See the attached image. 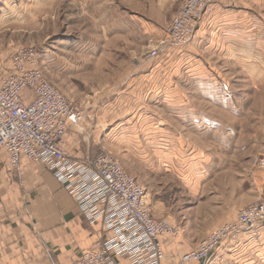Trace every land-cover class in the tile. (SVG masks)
<instances>
[{
    "label": "crops",
    "instance_id": "obj_1",
    "mask_svg": "<svg viewBox=\"0 0 264 264\" xmlns=\"http://www.w3.org/2000/svg\"><path fill=\"white\" fill-rule=\"evenodd\" d=\"M2 1L0 32L10 25L22 26V22L32 15L30 4L39 3L44 7L47 2L56 0ZM81 1L89 4L87 16L102 19L98 23L106 40L134 29L143 30L146 39L165 37L163 25H158L154 17L148 18L146 12L129 14L114 0ZM146 2L154 15L158 17L159 11L166 18L173 15L182 0ZM97 3L103 4L98 6ZM76 43L71 38L59 41L56 46L59 56L53 63L55 71L59 69L61 72L58 66H66L64 59L67 57L63 52L74 49ZM21 48L29 46L14 45L8 51L0 42V75L11 71L10 59ZM199 52L217 62L234 66L229 69L230 73L244 77L247 91L262 89L259 109L262 118L255 127L250 123L246 126V137L239 134L235 125L216 120L207 122L204 110L187 107L186 95L180 91L186 87L202 102L211 95H206L207 85L214 88L216 95L222 96L223 91H228L225 96L231 98L236 95L212 60ZM166 53H171V57L166 59V70L169 68V71L165 78V92H161L165 93L167 114H176V121L171 118L159 120L155 116V160L168 168L170 165L185 168L187 174L184 172L185 176L181 175V178L197 184L194 194L199 195V199L201 192L211 184L217 190L218 186L227 187H220V192L213 197L205 195L203 204L199 205L198 213H204L201 217L203 223L209 225L214 220L211 225L217 226L242 206L264 198V169H254L249 162V156L256 154L264 158V0H218L212 12L198 20L188 43L172 45ZM160 65L156 63L148 76L143 77L154 78L156 88L159 76L155 74L159 73ZM179 97L183 99L181 105L174 100ZM32 98L29 90L21 94L24 104ZM97 124V129L82 122L69 129L61 147L72 160L103 153L99 152L101 143L95 138L101 128L100 123ZM174 124L187 131L193 130L197 134L198 146H205L208 141L222 147L219 156L211 158L205 149L194 148L193 140L175 134L177 126ZM221 192L225 194L221 195ZM106 236L99 222L85 221L69 193L44 165L21 159L16 171L10 166L8 153L0 148V264H74L82 253L94 250L95 243ZM162 245L169 263H175L181 255L189 252L179 246L177 239H162ZM116 260V264H129L125 260ZM207 263L264 264V222L257 228L227 236L212 251Z\"/></svg>",
    "mask_w": 264,
    "mask_h": 264
},
{
    "label": "rangeland",
    "instance_id": "obj_2",
    "mask_svg": "<svg viewBox=\"0 0 264 264\" xmlns=\"http://www.w3.org/2000/svg\"><path fill=\"white\" fill-rule=\"evenodd\" d=\"M114 1L129 14L146 12L148 18L154 17L158 25H163L164 39L156 40L153 36L146 39L143 30L134 29L126 31L125 35H116L106 40L98 23L102 19L87 16L89 4L81 0H56L47 2L44 7L42 4L39 6V3L30 4L32 15L22 22V26L10 25L3 28L0 32V42L5 44L8 51L10 46L14 45L32 47L36 53L39 71L59 94L82 111V123L96 129L99 127L97 123H100L101 128L97 130L100 133L95 137L101 143L99 152L109 154L118 162L123 172L144 189L152 219L167 222L179 229L176 237L165 236L160 239L163 254L162 239H177L180 247L194 251L221 226L231 224L236 217L239 218L244 210L264 203V198L242 206L217 226L211 225L214 220L206 225L201 218L204 213H198L200 203L203 204L205 195L213 197L220 192V187H227L218 186L217 190L215 185L211 184L201 192L200 200L199 195L194 194L197 184L191 179L181 178V175L185 176L184 172L187 174L185 168L171 165L168 168L164 163L155 160V116L159 117V120L171 118L176 121V114H167L165 93L161 91L165 92V78L169 71V68L166 70V59L171 57V53L166 52L172 46L171 35L166 31L184 0L178 4L173 15H167L166 18L159 11L158 17L154 15L146 0ZM2 2L0 0V5ZM102 4L99 3L98 6ZM65 38L74 39L77 43L73 46L74 49L63 52L67 57L64 59L66 63L63 60L66 66H58L61 72L59 69L55 71L54 58L59 56L56 46ZM44 53H48L47 56H44ZM200 55L212 60L236 95L235 98L225 96L228 91H223L222 96L216 95L214 88L207 85L206 95H211L202 102L186 87L180 91L186 95L187 107L204 110L207 122L216 120L235 125L243 136L249 123L255 127L256 122L261 121L262 114L259 109L262 89L247 91L244 77L230 73L229 69H234V66L217 62L205 54ZM155 58L162 59L156 61ZM156 63L161 64L159 73L155 74L159 76L158 88L153 84L154 78H143L155 68ZM156 89L159 91L156 92ZM174 100L181 105L183 99L179 97ZM222 108L225 111L221 110ZM174 132L193 140V147L205 149L211 158L219 156L220 150L223 149L208 141H205V146H198L197 134L193 130L187 131L184 127L177 126ZM157 146L161 147L158 144ZM249 162L254 169H264L262 156H249ZM222 194L225 193L221 192Z\"/></svg>",
    "mask_w": 264,
    "mask_h": 264
},
{
    "label": "built area",
    "instance_id": "obj_3",
    "mask_svg": "<svg viewBox=\"0 0 264 264\" xmlns=\"http://www.w3.org/2000/svg\"><path fill=\"white\" fill-rule=\"evenodd\" d=\"M217 1L184 0L166 31L171 45L187 43L202 14L212 12ZM10 68L0 75V148L8 153L11 168L17 171L21 159L44 165L69 193L85 221L99 222L107 234L74 264H116V259L129 264H205L227 236L264 222V203L252 206L212 233L197 250L168 263L160 239L176 237L179 229L150 217L144 189L109 154L72 160L62 149L63 139L70 128L80 125L83 114L43 77L35 50L18 49ZM26 90L33 98L24 104L21 94Z\"/></svg>",
    "mask_w": 264,
    "mask_h": 264
}]
</instances>
